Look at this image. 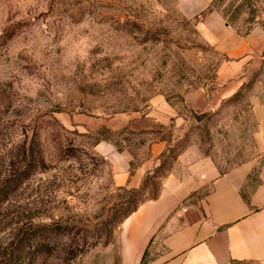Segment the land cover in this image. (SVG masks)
Here are the masks:
<instances>
[{
    "label": "rangeland",
    "instance_id": "1",
    "mask_svg": "<svg viewBox=\"0 0 264 264\" xmlns=\"http://www.w3.org/2000/svg\"><path fill=\"white\" fill-rule=\"evenodd\" d=\"M212 1L206 10L236 12L231 25L240 33L264 28V0ZM182 2L0 0V185L35 163L0 201V264H121L118 226L110 222L155 195L180 147L196 145L220 170L261 160L250 97L264 91V67L220 108H187L186 93L215 87L223 56L196 27L206 10L188 16ZM164 100L189 122L163 125L172 146L138 187L114 186L94 143L110 139L137 154L148 136L105 123ZM138 154L132 167L144 157ZM46 227L47 237L39 235ZM31 232L29 250L19 255L17 243Z\"/></svg>",
    "mask_w": 264,
    "mask_h": 264
},
{
    "label": "crops",
    "instance_id": "2",
    "mask_svg": "<svg viewBox=\"0 0 264 264\" xmlns=\"http://www.w3.org/2000/svg\"><path fill=\"white\" fill-rule=\"evenodd\" d=\"M210 2L183 0L182 4L186 15L192 16ZM196 27L223 60L215 87L188 92L183 101L192 110H215L262 74L264 28L256 26L242 34L226 24L216 9L200 14ZM250 98L261 160L220 170L196 145H188L173 161L158 194L141 200L118 225L115 239L121 264H264V91ZM172 119L177 129L190 120L164 100L143 115L120 113L105 123L148 136L137 154L110 139L94 143L93 150L110 162L114 186L138 187L158 165L172 146V140L161 135L163 125ZM153 134L158 136L151 138ZM138 153L144 157L132 167Z\"/></svg>",
    "mask_w": 264,
    "mask_h": 264
},
{
    "label": "trees",
    "instance_id": "3",
    "mask_svg": "<svg viewBox=\"0 0 264 264\" xmlns=\"http://www.w3.org/2000/svg\"><path fill=\"white\" fill-rule=\"evenodd\" d=\"M216 1H218V0H213L212 4H215ZM236 11H238V9H236ZM235 14H236V12H234L230 17L227 16L226 13L222 14V16L225 19L226 24L231 25V21L234 18ZM248 32L249 31H246L245 33H248ZM34 134H36V132H34ZM35 140H36V138L34 135V136H32L31 142L28 146V152L30 153V155H31L30 157H32V158L34 157L33 155H34L35 150L38 149V146H36L37 144H35ZM182 151H183V148L180 147L175 152V155L172 158V160H175L177 155H179ZM34 167H35V163L29 162L24 169H22L20 171H16V172H11V174H9L8 177L6 179H4L0 185V201L5 199L6 196H8L31 173V170ZM10 168H11V166H10ZM165 176L166 175H164V177ZM143 188L144 187H142L141 190ZM157 194H158V191L152 197H155ZM139 203H140V199H137V201L134 204L130 205L123 212H121L115 219H113L110 222L111 224L109 226L112 228H114L115 226H118L125 217H127L130 213H132L138 207ZM49 229L50 228H48V227L39 229L38 230L39 232L44 233V234H39V235H46V237H47V235H48L47 230H49ZM33 232H36V230ZM33 232L28 233L29 238L22 237L20 239V241L17 243V253L19 255H24V254H26V251L29 250L28 241H30V240H28V239H30L32 237V234H35Z\"/></svg>",
    "mask_w": 264,
    "mask_h": 264
}]
</instances>
